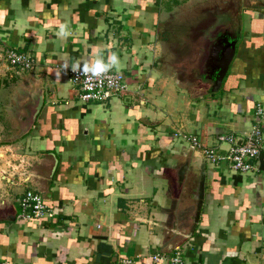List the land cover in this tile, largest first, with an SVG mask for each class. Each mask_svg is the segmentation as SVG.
Returning <instances> with one entry per match:
<instances>
[{"label": "crops", "instance_id": "1", "mask_svg": "<svg viewBox=\"0 0 264 264\" xmlns=\"http://www.w3.org/2000/svg\"><path fill=\"white\" fill-rule=\"evenodd\" d=\"M177 1L0 0V51L12 48L37 60L32 71L0 61V171L7 169L8 151L13 158L26 155L29 184L54 211L51 218L18 219L25 185L0 179V260L116 264L131 257L132 264H169L152 255L178 246L183 264H264V147L258 171L236 173L224 161L206 160L200 216L187 237L193 178L179 188L176 171L189 146L174 136L176 130L195 134L224 152L228 144L218 134L251 128L254 106L264 105V3L241 10L233 58L219 88L209 92V66L215 72L219 50L209 53L200 38L211 43L223 22L209 21L205 6L202 22L186 18L177 45L167 50L160 25ZM64 23L70 35L60 38ZM111 53L120 60L113 69L128 85L121 95L80 101L69 73L55 78L65 62L107 61ZM38 85L44 103L33 127L9 140L17 131L14 98Z\"/></svg>", "mask_w": 264, "mask_h": 264}, {"label": "built area", "instance_id": "2", "mask_svg": "<svg viewBox=\"0 0 264 264\" xmlns=\"http://www.w3.org/2000/svg\"><path fill=\"white\" fill-rule=\"evenodd\" d=\"M0 61H4L8 68L16 71H32L37 66V60L32 54L18 52L12 48H4L0 51ZM68 73L75 95L80 101L104 102L128 91L124 74L113 68L99 78L76 75L71 70ZM253 115V125L251 128L242 131L240 135L235 133L217 135L218 142L228 144L224 152L220 151L219 146L204 144L195 134L176 130L174 136L184 139L189 149L199 150L205 159L213 164L224 161L229 169L236 173L258 171L259 158L264 147V105L257 103L254 106ZM7 155H10L7 158V169L0 171V179L12 185H25L19 199L17 218L20 220H40L53 217L54 211L46 203L43 194L29 184L33 176L30 170V166H32L30 159L26 155L13 158L12 151H8ZM152 259L155 262L165 260L169 264H183L178 246H175L171 253H155L152 255ZM133 262L134 258L121 257L116 264H132ZM0 264L11 263L1 259Z\"/></svg>", "mask_w": 264, "mask_h": 264}, {"label": "water", "instance_id": "3", "mask_svg": "<svg viewBox=\"0 0 264 264\" xmlns=\"http://www.w3.org/2000/svg\"><path fill=\"white\" fill-rule=\"evenodd\" d=\"M240 10H241V5L239 4V8L236 16H232L228 18L234 27L238 25L240 22V18H241ZM210 11L211 13L209 14V21H211L213 24H216L217 22L220 21V19H222L221 15H223L224 13L225 16L230 15V6L227 7L224 13L218 12L219 13L217 15L218 17L215 18H211L214 17L213 13L215 11L213 10V8H210ZM200 17L203 18V14H200ZM213 24H210V26ZM236 29L239 30V25L237 26ZM200 40H201L200 41L201 47H203L205 44H206L205 47L209 46L208 41H206L202 37L200 38ZM218 50L219 53L215 59L216 68H215V73L213 75L214 79H213V83L211 84L212 86L209 89V92H214L219 88L221 81L224 78L228 70L229 64L233 58L235 51V43L233 41H228L227 45L223 46L221 49L219 48ZM43 103H44V90L41 85L31 88H23L18 91L17 96L14 98V104L11 107V112H10L12 118L15 121V126L17 131L9 140L13 141L15 139H19L30 131V129L33 127L36 121L38 113L40 112L43 106ZM183 157L185 158V160L183 163L179 165L176 171L177 184L179 188H181L185 178L188 180V175H190V177L193 178V188H192L191 198L193 199V203L195 206L193 215L191 216L190 231L189 233H186V236L188 237L192 234V231L196 223L198 222L200 216V211L204 197L206 159L199 150H191V149H188L186 152H184ZM197 159H199V161Z\"/></svg>", "mask_w": 264, "mask_h": 264}, {"label": "rangeland", "instance_id": "4", "mask_svg": "<svg viewBox=\"0 0 264 264\" xmlns=\"http://www.w3.org/2000/svg\"><path fill=\"white\" fill-rule=\"evenodd\" d=\"M224 1H226V4L223 3V0H186V1L185 0H178L177 4H175L176 5L175 11L173 13H171L170 15L167 13L165 15L166 17H164V19L162 20L161 25H160V30H159L160 36L163 39V43L165 41V48L168 50L169 48L171 49L172 45H177L174 42V38L177 39V37H176L177 31L182 29V28H180V26L182 24L186 23V20H189V21L194 20V23H196V24L201 23L202 18L200 17V14L204 10L205 6H207V7L210 6L215 11L213 13L214 17H211V18L218 17L217 15L219 13H222V12L224 13L225 10L227 9V7L230 6V15L225 16L224 15L225 13L223 15H221L222 18L223 17L226 18L225 23L226 22L228 23V20H229L228 18H230L232 16H236L238 8H239V4L241 5V10L243 9V7L248 10V8L253 6L252 2H258V4H260L259 6H262V4L264 3V0H224ZM182 18H184V20ZM186 18H188V19H186ZM197 27L198 26H196V28L194 29V30H196V31H194V33H196L198 31ZM185 32H186V34L191 33V31H189V32L184 31L183 33H185ZM195 37L199 38V34L197 33L195 35ZM166 40H168V41L166 42ZM165 48H164V51H165ZM179 53H181V51H179ZM165 56H166V54H165ZM185 76H187L188 78L192 77V78L198 79L197 75L195 73H186ZM2 133L7 134V133H9V130H7V128L4 127V128H2ZM172 185L175 186V184H173V183H172ZM182 197L186 198L189 196H187V193H185V195L182 194Z\"/></svg>", "mask_w": 264, "mask_h": 264}, {"label": "clouds", "instance_id": "5", "mask_svg": "<svg viewBox=\"0 0 264 264\" xmlns=\"http://www.w3.org/2000/svg\"><path fill=\"white\" fill-rule=\"evenodd\" d=\"M70 35V26L67 23L59 25V31L57 36L60 38H67ZM120 65L119 57L116 53H111L108 60L103 58L85 59L83 62L77 60L69 65L65 62L62 67V71L54 73L57 80H61L63 76L68 74L71 70L76 75H84L86 77L99 78L106 75L112 68H118Z\"/></svg>", "mask_w": 264, "mask_h": 264}, {"label": "flooded vegetation", "instance_id": "6", "mask_svg": "<svg viewBox=\"0 0 264 264\" xmlns=\"http://www.w3.org/2000/svg\"><path fill=\"white\" fill-rule=\"evenodd\" d=\"M225 21H226V18L223 17L221 19V22H223L222 25L220 24L221 26L217 27L214 33L212 32L211 34L212 42L209 43V53L215 52L219 48L221 49L223 46L227 45L228 41H232L233 36H234V31L236 30L234 29V26L230 22V20H228V23L227 22L225 23ZM209 69L211 70L210 73H213V74L215 73L214 71L212 72V70L214 69V66L213 67L209 66ZM201 76L204 77V74L201 73Z\"/></svg>", "mask_w": 264, "mask_h": 264}]
</instances>
